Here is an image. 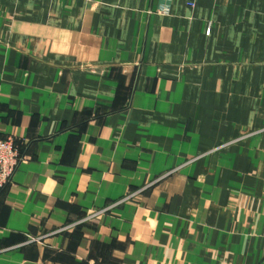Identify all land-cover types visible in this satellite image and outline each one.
Returning <instances> with one entry per match:
<instances>
[{"label":"crops","instance_id":"obj_1","mask_svg":"<svg viewBox=\"0 0 264 264\" xmlns=\"http://www.w3.org/2000/svg\"><path fill=\"white\" fill-rule=\"evenodd\" d=\"M9 137L0 264H264V0H0Z\"/></svg>","mask_w":264,"mask_h":264},{"label":"built area","instance_id":"obj_2","mask_svg":"<svg viewBox=\"0 0 264 264\" xmlns=\"http://www.w3.org/2000/svg\"><path fill=\"white\" fill-rule=\"evenodd\" d=\"M159 13L170 15L169 9H162ZM24 160L14 138L0 139V192L10 185L15 172Z\"/></svg>","mask_w":264,"mask_h":264},{"label":"rangeland","instance_id":"obj_3","mask_svg":"<svg viewBox=\"0 0 264 264\" xmlns=\"http://www.w3.org/2000/svg\"><path fill=\"white\" fill-rule=\"evenodd\" d=\"M10 138V137H9ZM12 138V137H11ZM0 139H6V138H0ZM15 141H16V139H15ZM129 197H127L126 199H128ZM125 200V199H124ZM122 203V201H119L118 203H116L117 205L118 204H121ZM34 241H37L36 239H34Z\"/></svg>","mask_w":264,"mask_h":264}]
</instances>
